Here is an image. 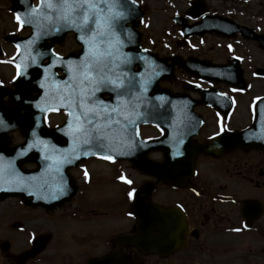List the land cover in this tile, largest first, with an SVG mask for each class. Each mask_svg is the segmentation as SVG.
Returning a JSON list of instances; mask_svg holds the SVG:
<instances>
[{
  "label": "flooded vegetation",
  "instance_id": "flooded-vegetation-1",
  "mask_svg": "<svg viewBox=\"0 0 264 264\" xmlns=\"http://www.w3.org/2000/svg\"><path fill=\"white\" fill-rule=\"evenodd\" d=\"M231 15L236 17L234 13ZM9 32L23 36L30 30ZM0 36L4 39L2 33ZM78 48L73 45L70 50H60L61 47H54V50L66 55ZM210 51L212 49L207 50L206 57L200 58H212ZM228 59L218 61L225 63ZM259 66L264 68V63ZM4 83L11 86L9 81ZM160 85L172 93L190 96V100L201 97L199 88L209 87L192 81L180 68H175L174 76ZM216 88L221 93H231L228 85L218 84ZM64 97L65 102H79V105L86 102L81 98V88L71 93L70 83L65 87ZM101 102L112 101L105 95ZM127 102H131L129 95ZM178 104V114L165 116L167 122L164 125L141 128L143 138L160 139V149L147 154L157 163L153 169L155 175L136 168L131 162L125 163L131 172L127 192L129 213L134 199L138 203L157 205L162 209L161 228L155 227L151 220L146 222L150 228L142 229L143 243L136 245L134 242L140 240L141 229L131 214L130 221L121 224L111 218L87 225L91 221L81 217L77 228L81 227L82 234H75L76 231L71 234L49 233L47 257L25 260L19 255L31 246L33 237L24 230L38 217L24 216L20 221L22 232L0 227V264H87L89 260L109 254L114 258L106 264H264V145L239 146L226 151L221 148L219 153L213 154L195 149L222 133L248 128L253 122L256 102H188L181 99ZM66 117L67 113H62V120L51 125L60 124ZM262 119L264 108L260 110L258 124L264 144ZM17 135L20 138V132ZM108 166L105 171L98 167H84L71 173L79 175L77 182L103 181V175H110L117 168L114 163ZM123 202L127 200L123 199ZM112 206H116L114 200L108 199L90 203L86 208L89 214L102 215L111 213ZM144 211L152 212L150 209ZM4 241L9 243L6 251L2 249ZM16 245H23L19 253L13 251Z\"/></svg>",
  "mask_w": 264,
  "mask_h": 264
},
{
  "label": "water",
  "instance_id": "water-1",
  "mask_svg": "<svg viewBox=\"0 0 264 264\" xmlns=\"http://www.w3.org/2000/svg\"><path fill=\"white\" fill-rule=\"evenodd\" d=\"M26 2V5L30 6V0H12V10L17 14V16L20 17V15L25 11L24 4ZM38 2L39 5L37 8H35L37 11L35 12L36 14L33 18L43 20V22L40 23L39 28H34L35 26L33 27L35 29V37L33 39L37 40L39 35H42L41 38L44 39L43 37H51L53 34H55L53 39L52 37L51 39L53 41H60L65 33L74 32L75 38L78 40V42L82 44L87 42L85 37L91 35V33L86 35L81 31L68 27L62 20L57 19V13L54 8L42 6V0H38ZM55 2L56 0H53V3ZM101 7L106 6L102 5ZM114 11L121 12L123 14L122 18L115 20L110 32H106L104 36L124 35V29L126 28L125 23L131 22L132 25L128 27V33L137 36L135 38V47L137 48L138 34L133 28L138 24V21H134V19L138 18V20H140L142 15L138 6L131 0H120L119 7L115 8ZM20 18L22 19V17ZM178 23L180 24V22ZM183 26L186 28L184 35L199 34L204 33L205 31L210 32L213 30L221 32L224 27L223 24H213L209 22H203L201 24L194 25L193 27L187 26L185 23H183ZM13 42L16 43V40H13ZM41 43L44 44L43 42ZM134 58H136L137 61L136 54L134 55ZM42 59L43 58H39V61ZM93 59L100 60V54L98 53L94 57H91L90 59L87 58L85 61L81 62V72H84V77L86 80L88 79L89 69L92 66L89 65V68L86 71L83 65L89 64V62ZM14 60L17 61V58ZM231 68H226V70L221 71L218 77L232 83H235L236 79V83L240 84V86L243 88L244 81L241 78L240 69L237 66L235 71ZM229 70L231 72H229ZM139 71L140 70L135 71V75L136 77L138 76L140 81H142L143 75L145 74ZM233 74L235 76H233ZM85 90L88 94L89 92L86 88ZM111 93L114 96V92ZM149 93L146 92V94L141 95L136 94L135 99H153L154 97ZM120 103L127 104V102ZM120 103L109 102V106L114 113L113 115H118V122L120 124H117V128L115 126L111 127L109 124H107V120L103 112L100 111L97 115V120L94 124L95 126L86 130L81 135V137H88V139L91 141L89 147L98 148L97 151L103 150V153L108 157L120 160L134 159L137 162H143V155L147 149L139 148V146L142 147L148 142L144 143L139 139L137 128L143 123H160L161 110H159V108H161V102H134V117L131 115L130 122L128 124L122 123L124 120L126 121L127 116L125 109ZM98 106L99 108H102L105 106V104L104 102H99ZM30 114L36 119L33 121L34 123H32V126L26 125L25 129L27 132H30L31 130L33 131V134L39 140L37 146L40 147L41 152L33 157H30V155H23L22 158H18L17 156H20V151L17 147L7 151L6 149L5 151L1 150L3 153L2 158L5 160H10L11 162L8 163H11L12 167H7L4 170L1 169L2 171H0V200L8 196L19 195L25 198V200L30 197L31 201L27 203L41 205L46 209H51L57 205H61L65 200H69L70 197L75 193L76 187L72 183L67 170L69 167L75 166L79 161L78 159L81 157H87V154H68L64 149L66 146V141L63 139L64 126L59 127L54 131H49L43 123V116L40 115L35 117L36 112L34 111H31ZM16 125L17 122L13 116H10L3 110L0 111L1 148L6 147V133L14 129ZM81 127L80 130H82ZM72 135L74 137L79 136L76 134ZM102 138L103 142L101 141ZM49 139L52 140V143H48ZM127 146L130 148H135L134 152L127 153L120 151L122 149H126ZM73 156H75V159L77 158L75 162H72L73 160L69 158ZM26 160L36 161L38 168L33 171L21 169V164Z\"/></svg>",
  "mask_w": 264,
  "mask_h": 264
},
{
  "label": "rangeland",
  "instance_id": "rangeland-1",
  "mask_svg": "<svg viewBox=\"0 0 264 264\" xmlns=\"http://www.w3.org/2000/svg\"><path fill=\"white\" fill-rule=\"evenodd\" d=\"M140 3L146 5V13L144 15V19L142 24L138 27L140 32L142 33L144 40L146 41L147 45L153 46L156 49L163 51L165 48L163 47V44L167 45L170 44L172 46L173 52H177L183 55L187 54H193V51L186 47L183 43L178 44L176 41L179 39V31L177 26L172 21V15L177 13L180 7H184L187 4V0H138ZM211 7L219 9L217 11H221L223 14H226L223 10L232 7L234 3L237 4L236 7L246 5V9L248 10L247 13L244 14V12L240 11L237 13L239 14V17H246L247 24L250 26L254 23L257 24L259 31L264 33V13L262 16H259V12L263 11L264 9V0H251L249 3H245L244 0L241 1H229V0H208ZM4 6H8V3L5 0H0V28L3 29V31L10 29V26L6 22V20L11 21V17L6 16L3 12ZM233 13H235L233 11ZM236 13V14H237ZM249 15V17H248ZM243 19V18H242ZM150 40V41H149ZM162 40H165V43H162ZM170 42V43H167ZM193 40L192 44L194 46H199L198 42H194ZM222 40H218L216 38H210L208 39V42H205L203 50L204 53L202 56L207 55V50L212 49V51L209 52L210 56H213L210 59H213L215 61L222 60L226 58L225 53L222 51L221 45H223ZM237 45V51L238 54L241 55L244 59L242 62V68L244 69V75L248 79V83L250 84L249 90L246 94L239 97V100L241 102H248L249 99H252L255 96L260 95L264 92V86L258 79H255V76H252V68L255 67L258 64L264 63V59H262V53L256 49L255 46H253L249 42H240ZM215 47V48H214ZM198 50H201L199 48ZM10 51L7 53L9 54ZM198 54V52H197ZM9 56H2L0 58V76L8 79L10 78L11 74L13 73L12 66L7 62ZM99 163L104 164L105 161L98 160ZM94 164V163H93ZM98 165V163H96ZM126 172L128 170L126 169ZM124 175V171H121ZM118 183H123L121 179L118 178ZM81 188V187H80ZM88 193H94L95 196L90 197V201H93L95 203L96 201L101 200H107L114 198V194L112 193L111 187L109 182L107 181H101L97 182L95 179H92L89 185H87ZM127 187H124V192ZM121 196H124L123 194ZM79 197V196H78ZM84 200H86L84 198ZM95 200V201H94ZM80 205V202L78 199L73 200L72 205L65 206L64 208H68L71 210L78 209V206ZM105 206V205H104ZM106 207V206H105ZM125 208L126 205H121L114 207L112 206L111 212L112 213H121L124 211L125 214ZM23 208H16L13 206L12 200H6V202L0 204V227L2 229H5V224H9L10 220L15 218L16 216H20L22 213H25L23 211ZM38 210V209H37ZM35 210V211H37ZM83 216L84 219L86 217L87 220H92L96 217L94 215H90L87 213L89 210H83ZM39 212V211H38ZM57 213H53L49 215V218H53ZM82 214L80 213V218ZM75 219H78V217H74ZM97 219V218H96ZM57 221H59L60 224H68L64 227V229H61V231L67 232V234H71L73 231H76L75 234H78L81 232L82 229H78L77 227L80 224H73V222L70 219H60L57 217ZM95 224V223H94ZM93 224V225H94ZM89 225V224H87ZM43 228H47L46 230L53 229L54 226H47V225H38ZM75 229V230H74ZM55 232V230H52ZM90 235V234H89ZM87 235V238L90 236ZM3 236V235H1ZM79 239V236L76 238ZM87 241V239H86ZM87 246H89V242L87 241ZM21 246V245H20ZM20 247L15 246L13 251H17Z\"/></svg>",
  "mask_w": 264,
  "mask_h": 264
},
{
  "label": "snow or ice",
  "instance_id": "snow-or-ice-1",
  "mask_svg": "<svg viewBox=\"0 0 264 264\" xmlns=\"http://www.w3.org/2000/svg\"><path fill=\"white\" fill-rule=\"evenodd\" d=\"M119 3L120 0H56L55 3L53 0H42V6L54 8L57 19L62 20L65 25L86 35L91 33L88 39L93 43L97 37H102L106 32H110L115 20L122 18L121 12L114 11L119 7ZM102 5L106 7H101ZM36 11L33 9V12ZM16 19L21 22L19 16ZM95 64L96 59H93L83 67L87 71L89 65L95 67ZM116 86L119 87L118 84Z\"/></svg>",
  "mask_w": 264,
  "mask_h": 264
}]
</instances>
